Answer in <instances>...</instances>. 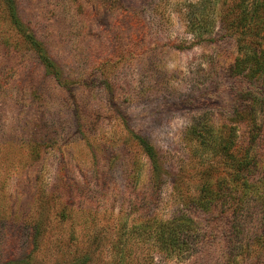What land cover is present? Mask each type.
<instances>
[{
  "label": "rangeland",
  "instance_id": "374dc122",
  "mask_svg": "<svg viewBox=\"0 0 264 264\" xmlns=\"http://www.w3.org/2000/svg\"><path fill=\"white\" fill-rule=\"evenodd\" d=\"M241 1L0 0V264H264L258 214L234 253L197 206L230 170L188 133H246ZM182 213L194 238L164 245Z\"/></svg>",
  "mask_w": 264,
  "mask_h": 264
},
{
  "label": "trees",
  "instance_id": "16d2710c",
  "mask_svg": "<svg viewBox=\"0 0 264 264\" xmlns=\"http://www.w3.org/2000/svg\"><path fill=\"white\" fill-rule=\"evenodd\" d=\"M245 1L242 0L240 4L241 15L237 26L241 24L244 27L249 21L255 23L256 39L252 46L247 45L246 52L238 59L236 67L241 69V73L245 72L250 81H261L256 86L253 85L254 90L247 91L253 105L249 104L246 109L238 111L240 114L246 112L243 110L251 112L252 118L248 120L246 133L244 136L239 135L237 127H228V124L218 127L210 124L211 122L194 123L188 128L191 136L197 137L207 149L215 154H222L227 160L230 170L228 176L219 178L213 187L208 180L196 204L203 212L222 205L224 214L231 220L228 236L234 253L238 246L244 247L243 239L248 222L253 221L258 214L257 217H260L264 225V165L260 162L257 149L258 145L264 146V35H261V31H264V0ZM11 11L16 16V12ZM255 77L257 78L254 79ZM211 171L206 170L205 176L209 178ZM192 223L196 224V220L189 213H182V222L177 225L166 226L163 223L159 234L160 242L174 246L180 242L189 244L194 238L192 232H188ZM182 224L183 230L177 232Z\"/></svg>",
  "mask_w": 264,
  "mask_h": 264
}]
</instances>
